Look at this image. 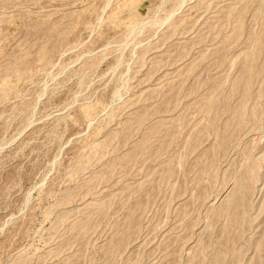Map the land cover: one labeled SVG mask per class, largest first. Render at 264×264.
I'll use <instances>...</instances> for the list:
<instances>
[{"label": "rangeland", "instance_id": "374dc122", "mask_svg": "<svg viewBox=\"0 0 264 264\" xmlns=\"http://www.w3.org/2000/svg\"><path fill=\"white\" fill-rule=\"evenodd\" d=\"M0 264H264V0H0Z\"/></svg>", "mask_w": 264, "mask_h": 264}]
</instances>
